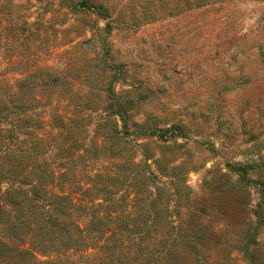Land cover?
I'll return each instance as SVG.
<instances>
[{"label":"rangeland","instance_id":"obj_1","mask_svg":"<svg viewBox=\"0 0 264 264\" xmlns=\"http://www.w3.org/2000/svg\"><path fill=\"white\" fill-rule=\"evenodd\" d=\"M112 107L132 133L87 171L150 169L168 210L174 187L216 207L207 264H264V0H0L1 147L17 117V141L34 121L56 144L75 126L79 154L108 147Z\"/></svg>","mask_w":264,"mask_h":264},{"label":"trees","instance_id":"obj_2","mask_svg":"<svg viewBox=\"0 0 264 264\" xmlns=\"http://www.w3.org/2000/svg\"><path fill=\"white\" fill-rule=\"evenodd\" d=\"M111 112L118 117L108 122V127L114 126L111 145L93 146V151L85 148L86 154L75 149V126H63L65 141L56 144L47 136H33L40 128L33 121L31 139L17 141L21 125L28 122L11 119L10 142L0 146V263L207 264L203 251L213 243V234L201 220L208 210L217 212L213 203L190 201L189 192L182 203V194L174 187L175 206L168 210L160 197L165 188L157 187L161 182L150 169L146 175H131L137 184L107 167L102 172L87 171L98 158L116 154L112 147L132 133L122 109L114 107ZM12 143L15 148L9 149ZM231 168L237 178L228 189L240 194L238 203L244 207L246 169ZM149 183L153 190L146 187ZM154 193L157 197L152 198Z\"/></svg>","mask_w":264,"mask_h":264}]
</instances>
